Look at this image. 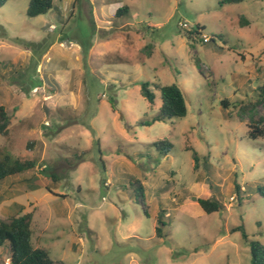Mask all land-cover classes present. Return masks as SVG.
Listing matches in <instances>:
<instances>
[{"label": "rangeland", "instance_id": "374dc122", "mask_svg": "<svg viewBox=\"0 0 264 264\" xmlns=\"http://www.w3.org/2000/svg\"><path fill=\"white\" fill-rule=\"evenodd\" d=\"M29 3L0 7V152L34 161L41 188L1 185L0 218L32 213L34 247L62 264H251L233 229L264 244V139L237 112L264 88V0H55L61 15L35 18ZM198 27L208 41L187 38ZM147 81L181 89L187 115L153 121ZM213 189L225 208L207 214Z\"/></svg>", "mask_w": 264, "mask_h": 264}, {"label": "trees", "instance_id": "16d2710c", "mask_svg": "<svg viewBox=\"0 0 264 264\" xmlns=\"http://www.w3.org/2000/svg\"><path fill=\"white\" fill-rule=\"evenodd\" d=\"M8 0H0V7H3ZM245 0H219L221 5L239 4ZM55 12L61 15V10L55 5V0H30L27 15L30 18H35L49 12ZM129 8L124 6L117 10L116 16L120 17L127 13ZM247 24V22H245ZM200 27L197 30L188 32L187 38L192 39L193 35H200L202 31ZM204 41V40H203ZM212 41V40H210ZM153 53L152 45L146 47ZM161 91L162 105L153 121H166L174 118H183L187 115V106L184 95L181 89L176 85L158 86L150 82H143L141 84V95L148 100L151 105L155 103V93L152 87ZM264 103V88H261L260 99L255 103L243 105L238 110V117L248 116V138L251 140L264 139V110L261 113H253L258 104ZM223 107L229 106L228 101L222 102ZM11 125V116L7 110L0 106V135L7 136ZM161 144L169 146L166 142ZM205 160V159H204ZM195 169L199 167L200 158L197 153H194ZM205 166H208L205 161ZM36 163L32 160H22L9 152H0V186L4 183L14 185L16 183H25L30 191L37 190L41 185L39 178L34 172ZM210 185V184H209ZM138 191L136 193L143 207L148 214L149 205L147 203L146 190L140 181H136ZM210 188L213 186L210 185ZM237 191H241L236 185ZM215 190V189H213ZM217 194L200 197L197 199L199 206L207 214L222 211L224 203L219 198V191L215 190ZM264 196V192L260 191ZM33 214L25 213L23 215L16 214L8 218H0V250L4 246L9 247V264H62L51 257L50 251L44 247H34L33 245ZM159 225L162 226L161 219L158 220ZM233 231H241L243 237L249 241L251 247V264H264V244L259 241H250L243 226L233 229ZM156 232L161 236V227H156ZM5 264V261H4Z\"/></svg>", "mask_w": 264, "mask_h": 264}, {"label": "built area", "instance_id": "2783aa9c", "mask_svg": "<svg viewBox=\"0 0 264 264\" xmlns=\"http://www.w3.org/2000/svg\"><path fill=\"white\" fill-rule=\"evenodd\" d=\"M181 27L182 28H185V29H188V25L187 24H181ZM201 35V37H203V39H204V41L206 40V41H208L207 39H208V36H206L205 34H200ZM231 200H233V198H231ZM10 262H8V263H6V264H9Z\"/></svg>", "mask_w": 264, "mask_h": 264}]
</instances>
